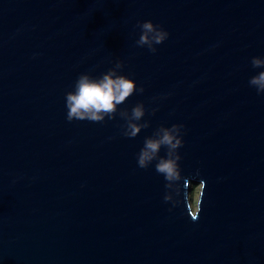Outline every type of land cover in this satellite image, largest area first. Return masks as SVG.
<instances>
[{"label": "water", "instance_id": "water-1", "mask_svg": "<svg viewBox=\"0 0 264 264\" xmlns=\"http://www.w3.org/2000/svg\"><path fill=\"white\" fill-rule=\"evenodd\" d=\"M148 20L169 33L155 53L136 44ZM253 57L264 58V0H0V264H264ZM118 60L144 89L119 105L145 106L135 138L119 113L67 120L78 76ZM173 124L181 179L166 201L155 162L137 156Z\"/></svg>", "mask_w": 264, "mask_h": 264}, {"label": "clouds", "instance_id": "clouds-1", "mask_svg": "<svg viewBox=\"0 0 264 264\" xmlns=\"http://www.w3.org/2000/svg\"><path fill=\"white\" fill-rule=\"evenodd\" d=\"M140 35L136 41L137 46L147 47L155 53L156 45L163 43L169 36L161 26L152 21L138 22ZM253 68H264V58L253 57ZM123 62L117 61L114 67L99 77H93L88 73H81L75 81L73 90L65 94L67 120H88L90 122H104L105 118L114 119L119 116L126 121L123 134L128 138H135L142 129L149 127V122L144 121L146 109L143 103L136 104L131 111L120 110L119 105L124 103L137 91L143 93V87L137 89L136 82L121 73ZM249 85L258 93H264V71H260L249 80ZM155 109L153 110V114ZM183 125L173 124L171 127L161 125L151 136L144 139V145L137 156L140 168H148L155 162L157 173L164 176L166 188L170 191L165 195V200L173 199L172 192L178 195L173 182L181 179V168L178 161L181 156L178 149L183 145L181 130ZM165 149V155L161 156V149Z\"/></svg>", "mask_w": 264, "mask_h": 264}, {"label": "rangeland", "instance_id": "rangeland-1", "mask_svg": "<svg viewBox=\"0 0 264 264\" xmlns=\"http://www.w3.org/2000/svg\"><path fill=\"white\" fill-rule=\"evenodd\" d=\"M200 193H201V184L193 183L191 185V191L189 195L190 207L193 211L197 210Z\"/></svg>", "mask_w": 264, "mask_h": 264}]
</instances>
